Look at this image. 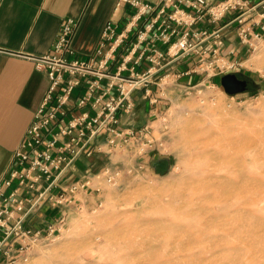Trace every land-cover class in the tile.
<instances>
[{
	"label": "rangeland",
	"instance_id": "obj_1",
	"mask_svg": "<svg viewBox=\"0 0 264 264\" xmlns=\"http://www.w3.org/2000/svg\"><path fill=\"white\" fill-rule=\"evenodd\" d=\"M254 46L234 69L251 82L243 93L227 94L217 76L182 75L177 63L139 99L127 122L137 131L149 121L156 137L167 127L159 157L169 170L157 174L150 162L127 175L138 158L125 147L81 159L77 178L85 167L121 175H99V195L26 264H264V36Z\"/></svg>",
	"mask_w": 264,
	"mask_h": 264
},
{
	"label": "built area",
	"instance_id": "obj_2",
	"mask_svg": "<svg viewBox=\"0 0 264 264\" xmlns=\"http://www.w3.org/2000/svg\"><path fill=\"white\" fill-rule=\"evenodd\" d=\"M118 5H127L133 12L122 26L113 21L104 25L89 58L80 59L75 53L72 42L78 23L72 19L62 23L50 53L25 56L35 69L46 73L49 87L13 152L10 171L0 181V264L28 263L35 247L57 241L70 214L99 195L102 189L94 183L99 175L108 183L121 175L109 168L94 174L87 168L80 177L67 180L81 159H92L110 147H125L138 158L126 174L138 177L163 154L166 126L156 137L150 125L137 131L121 125L120 116L135 108V93L150 97L151 87L158 88L169 74L167 68L177 61L189 63L182 73L185 76L234 74L239 64L229 58L233 51H225L224 46L226 29L233 23L238 24L239 42L250 52L264 36L251 31L253 26L264 30V0L255 4L250 0H158L155 5L121 0ZM230 13L234 17L229 22L216 26ZM247 20L251 23L246 25ZM206 21L216 27H197ZM131 34L129 51L115 72L109 70ZM140 65L141 70L135 69ZM82 83L85 89L76 98L73 106L79 112L74 114L69 104ZM44 207L55 213V219L38 228L28 226L30 216Z\"/></svg>",
	"mask_w": 264,
	"mask_h": 264
},
{
	"label": "crops",
	"instance_id": "obj_3",
	"mask_svg": "<svg viewBox=\"0 0 264 264\" xmlns=\"http://www.w3.org/2000/svg\"><path fill=\"white\" fill-rule=\"evenodd\" d=\"M121 0H0V181L6 177L11 168L14 150L24 137L25 131L30 125L33 113L40 106L49 87V80L44 71L35 69L34 63L25 56H43L50 53L59 34L62 23L66 19L77 21L78 27L73 38L72 46L80 59H87L94 54L101 32L108 21L124 25L133 10L127 5H118ZM150 5L157 4L158 0H141ZM260 0H250L251 4ZM234 17L233 13L227 14L216 26L224 25ZM246 21V25L249 24ZM264 24V22L262 23ZM209 22H200L197 27L215 28ZM237 23H233L226 29L225 51H233L230 59L239 62L250 53L247 45L239 42L236 29ZM253 33H264L260 26L251 28ZM134 35L131 34L124 41L123 46L112 60L109 70L115 72L123 55L131 47ZM164 47L162 44H155ZM177 63L178 68L188 69L189 63L177 61L167 68L171 79V69ZM240 65V64H239ZM142 69V65L135 67ZM164 73L162 71L159 74ZM127 75V72H125ZM184 83H190L189 77L182 78ZM85 89V84L73 93L70 101L72 112H79L75 105L76 98ZM152 92L155 89L151 87ZM156 92L159 90L156 89ZM154 91V92H155ZM165 93L171 94L167 89ZM143 99L142 92L134 94L135 108L129 115H121L123 128L134 127L128 123L136 110L139 99ZM163 98V97H162ZM169 98V96H168ZM170 100V99H168ZM171 101V100H170ZM159 103H162L159 101ZM148 112V111H147ZM150 110L149 118L153 116ZM93 113V112H91ZM148 121V120H147ZM149 121L142 125L149 126ZM89 159L88 161H90ZM81 161V160H80ZM79 161V162H80ZM161 161L163 169L168 171L171 166L170 159L157 157L154 162ZM78 162V164H79ZM77 164V165H78ZM89 167H85L83 172ZM77 172V168H76ZM76 172L67 180L74 179ZM90 199V198H88ZM55 219V213L42 208L27 220L28 226L38 228Z\"/></svg>",
	"mask_w": 264,
	"mask_h": 264
},
{
	"label": "water",
	"instance_id": "obj_4",
	"mask_svg": "<svg viewBox=\"0 0 264 264\" xmlns=\"http://www.w3.org/2000/svg\"><path fill=\"white\" fill-rule=\"evenodd\" d=\"M220 84L224 91L229 95H235L237 93H243L245 88V82L240 81L236 74H228L220 78Z\"/></svg>",
	"mask_w": 264,
	"mask_h": 264
},
{
	"label": "trees",
	"instance_id": "obj_5",
	"mask_svg": "<svg viewBox=\"0 0 264 264\" xmlns=\"http://www.w3.org/2000/svg\"><path fill=\"white\" fill-rule=\"evenodd\" d=\"M153 168H154L155 173L160 174V175H163L166 172V170H164L163 166L161 165V161L154 162Z\"/></svg>",
	"mask_w": 264,
	"mask_h": 264
},
{
	"label": "flooded vegetation",
	"instance_id": "obj_6",
	"mask_svg": "<svg viewBox=\"0 0 264 264\" xmlns=\"http://www.w3.org/2000/svg\"><path fill=\"white\" fill-rule=\"evenodd\" d=\"M237 75V78L240 80V81H243V82H245V88H246V90H249L250 88H251V82L246 78V77H244L243 76V74H241V73H239V74H236ZM245 90V91H246Z\"/></svg>",
	"mask_w": 264,
	"mask_h": 264
},
{
	"label": "bare ground",
	"instance_id": "obj_7",
	"mask_svg": "<svg viewBox=\"0 0 264 264\" xmlns=\"http://www.w3.org/2000/svg\"><path fill=\"white\" fill-rule=\"evenodd\" d=\"M236 200H237V199H236ZM236 200H235V201H236ZM235 201H234V202H235ZM236 202H237V201H236ZM236 202H235V204H236ZM226 206H228V207H229V206H234V207H235V205H233V204H231V203H227ZM228 209H229V208H228Z\"/></svg>",
	"mask_w": 264,
	"mask_h": 264
}]
</instances>
